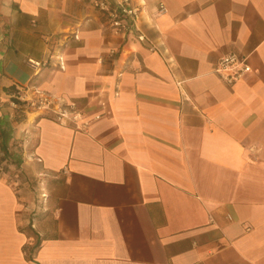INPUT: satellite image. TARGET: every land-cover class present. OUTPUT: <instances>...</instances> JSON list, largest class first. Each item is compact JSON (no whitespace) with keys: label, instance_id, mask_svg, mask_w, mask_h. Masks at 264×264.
Here are the masks:
<instances>
[{"label":"crops","instance_id":"0c3cea01","mask_svg":"<svg viewBox=\"0 0 264 264\" xmlns=\"http://www.w3.org/2000/svg\"><path fill=\"white\" fill-rule=\"evenodd\" d=\"M133 1L116 33L92 0H0V264H264V0ZM38 93L88 128L14 101Z\"/></svg>","mask_w":264,"mask_h":264},{"label":"built area","instance_id":"2783aa9c","mask_svg":"<svg viewBox=\"0 0 264 264\" xmlns=\"http://www.w3.org/2000/svg\"><path fill=\"white\" fill-rule=\"evenodd\" d=\"M92 5L105 15L107 22L116 33L126 32L131 26H136L140 17V7L133 0H92ZM164 11L163 3L157 0V13L162 14ZM55 58L56 65L63 69L62 54H58ZM29 63L33 67L37 65L33 61ZM213 71L226 84L232 85L250 71V66L246 56L229 52L217 58ZM22 101L26 103L29 111L51 113L56 120L69 122L79 130H86L90 124V120L85 118L83 110L74 101L63 102L44 93H38L35 97ZM98 118V115L93 116V119Z\"/></svg>","mask_w":264,"mask_h":264},{"label":"trees","instance_id":"16d2710c","mask_svg":"<svg viewBox=\"0 0 264 264\" xmlns=\"http://www.w3.org/2000/svg\"><path fill=\"white\" fill-rule=\"evenodd\" d=\"M15 101V103L18 105V106H21V107H24V108H26V103L25 102H21V101H19V100H17V99H15L14 100ZM7 151V150H6ZM5 151V152H6ZM3 157H0V168H2V169H7L8 168V163L9 162H11V163H16V161H14V160H8V161H4V162H2L3 161V159H2Z\"/></svg>","mask_w":264,"mask_h":264},{"label":"rangeland","instance_id":"374dc122","mask_svg":"<svg viewBox=\"0 0 264 264\" xmlns=\"http://www.w3.org/2000/svg\"><path fill=\"white\" fill-rule=\"evenodd\" d=\"M17 100H19V101H21V102H22V100H21L20 98H18ZM26 109H28V108H27V106H26Z\"/></svg>","mask_w":264,"mask_h":264}]
</instances>
